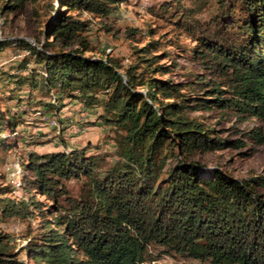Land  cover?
<instances>
[{
	"label": "trees",
	"instance_id": "trees-1",
	"mask_svg": "<svg viewBox=\"0 0 264 264\" xmlns=\"http://www.w3.org/2000/svg\"><path fill=\"white\" fill-rule=\"evenodd\" d=\"M26 1L2 0L0 16L22 11ZM127 1L55 0L42 41L0 38V53H23L12 68L26 76L8 74L15 89L28 83L29 90L54 89L98 108L96 121L115 132L118 156L107 169L105 156L86 148L20 156L23 197L4 196L14 188L0 186V219L37 224L18 248L0 230V264H152L158 256L150 246L202 264H264V173L240 179L195 160L246 143L190 115L214 109L264 121V0L160 4L163 11L173 7L174 22L194 41L184 50L203 71L182 81L164 77L174 63H160L155 40L135 47L127 64L87 53L90 20L82 14L105 18ZM209 3L213 9L201 20L196 15ZM24 107L0 108V156L18 137L12 134ZM242 137L262 146L264 128L253 126ZM72 179L80 182L77 196L65 185Z\"/></svg>",
	"mask_w": 264,
	"mask_h": 264
},
{
	"label": "rangeland",
	"instance_id": "rangeland-1",
	"mask_svg": "<svg viewBox=\"0 0 264 264\" xmlns=\"http://www.w3.org/2000/svg\"><path fill=\"white\" fill-rule=\"evenodd\" d=\"M165 2L173 1L128 0L105 18L83 13L82 18L90 20L87 31L83 33L91 48L87 53L101 57L108 54L121 60L122 64H127L133 59L135 47H141L146 42L155 40L157 47L154 54L161 56L160 63L168 65L174 63L173 71L164 77L173 76L174 80L182 81L192 73L201 74L203 71L198 63L191 61L188 51L184 50L191 47L194 41L174 22L173 7H169L167 11L160 9V4ZM1 3L2 0L0 5ZM50 3L54 4L55 0H27L22 11L2 14L0 38L15 40L23 38L31 45L42 41L41 30L51 18L48 9ZM181 3L185 6H193L191 0H181ZM212 9L213 6L209 3L203 8L202 13L196 16L206 20ZM134 31V35L130 34ZM77 45L78 41L75 40L71 46L64 49L68 50ZM22 54V51H15L12 48L0 53V108L5 110L9 105L13 110L21 112L22 107L25 106L26 110L23 122L19 126L17 139L8 140L12 146L0 156V186L13 188L8 174L11 170H16L12 169V166L18 167V172H21L18 159L20 156L25 157L29 151L42 154L61 149L86 148L89 155L96 153L105 156L103 169L111 167L118 159L116 134L103 126L100 121H96L98 108L85 106L80 101L70 100L65 95L59 97L54 89L49 93L41 88L29 90L28 83L22 84L19 90L15 89L17 85L11 80L16 78L10 79L8 74L26 76V72L12 68ZM11 96L13 101L7 102L8 97ZM49 102H56L57 108L51 109ZM45 105L49 108L46 109ZM38 111L41 113L38 114ZM190 115L202 118L216 129L221 137L238 138L245 140L246 143L238 149L228 148L197 155L194 157L195 160L206 168H219L240 179L248 175L264 173V145L255 146L242 137V134L253 126L264 128V121L256 117H248L240 121L230 112L222 114L214 109L191 111ZM42 116L54 117L59 126L47 125ZM14 135L13 133L12 136ZM65 185L70 195H78L80 187L78 180L66 181ZM4 196L20 199L23 197V192L14 188L13 192ZM36 198L44 200L38 194ZM36 224L35 218L20 221L13 218L0 219V230L10 234L12 243L18 248L24 244L23 238L27 234L35 232ZM148 250L152 256H158L152 264H202L193 258L162 255L155 246H150ZM19 256H23L22 251Z\"/></svg>",
	"mask_w": 264,
	"mask_h": 264
},
{
	"label": "built area",
	"instance_id": "built-area-1",
	"mask_svg": "<svg viewBox=\"0 0 264 264\" xmlns=\"http://www.w3.org/2000/svg\"><path fill=\"white\" fill-rule=\"evenodd\" d=\"M109 50V49H108ZM107 50V51H108ZM38 114H40L41 112L38 111L37 112ZM43 119H45V123L49 126H53V127H58L59 124L57 122V120L54 118V117H51V116H42ZM18 133V131H15L14 134ZM12 169H16V170H11L9 172V181L11 183V185L13 186V188H16L18 189L19 188V184H20V181H19V172H18V167H14L12 166Z\"/></svg>",
	"mask_w": 264,
	"mask_h": 264
}]
</instances>
